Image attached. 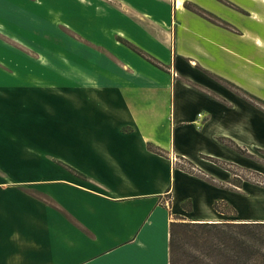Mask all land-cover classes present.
Masks as SVG:
<instances>
[{"label":"crops","instance_id":"0c3cea01","mask_svg":"<svg viewBox=\"0 0 264 264\" xmlns=\"http://www.w3.org/2000/svg\"><path fill=\"white\" fill-rule=\"evenodd\" d=\"M150 4L138 9L153 23ZM180 8L182 23H169L178 78L135 55L55 61L0 38V117L23 112L0 120V264H170L171 222L264 221L254 197L213 182L223 174L211 165L264 149L262 122L259 139L256 124L231 118L233 87L264 96V67L225 40L195 38L215 31ZM120 27L170 63L148 30ZM183 56L205 76L187 74Z\"/></svg>","mask_w":264,"mask_h":264},{"label":"rangeland","instance_id":"374dc122","mask_svg":"<svg viewBox=\"0 0 264 264\" xmlns=\"http://www.w3.org/2000/svg\"><path fill=\"white\" fill-rule=\"evenodd\" d=\"M210 1L214 2L211 6L213 10L205 7L199 0H182L181 7L192 10L193 18L203 21V26L209 25L215 31L207 32L203 27V32H193L195 38L207 41L201 36L205 34L218 42L225 40L241 54L252 58V61L264 67V0ZM138 2L140 4H137ZM149 3L158 9L155 16L151 17L153 23L143 21L139 15L138 6H148ZM176 7H178L177 0H0V30L2 31L0 38L5 37V40L11 46L13 44L19 52L29 54L31 50L34 56L43 54L55 61L61 56L70 60L74 55L79 59L89 57L97 61L105 59L113 61L127 54L139 56L147 61L139 51H145L148 54L151 52L140 43L124 36L128 34L127 32H133L132 29L120 27L124 23L134 24L148 30L147 33L159 38L162 44L170 46L168 53L171 56L170 63H164V56L162 60L157 55H152L163 61L164 66L159 69L161 72L172 74L175 70V78H178V75L184 76V70L177 69L178 64L173 62L172 50L176 51L179 31L177 27L174 29L169 23L173 24L174 19L182 23L186 11ZM220 10H222L221 13L218 12ZM257 40L261 41V45L257 44L260 42ZM183 57L187 74L190 72L198 77L205 76L201 73L202 69H195L192 62L190 69L187 63L191 57ZM181 60L179 59L178 62ZM193 60L197 61L196 58ZM22 68L23 65H17L12 71H21ZM71 70L69 66L64 72L71 73ZM220 89L223 91L222 88ZM232 92L239 93L240 98H236V102L233 103L235 108L231 118L256 124L255 132L257 138L261 139L262 131L258 126L261 122L262 126L264 125L263 94L259 96L251 91L234 87ZM50 102L55 104V100ZM5 115H2L0 120H8L7 118L23 120V112ZM48 115L55 119L56 112L51 109ZM239 152L240 162L237 164L219 161V164L215 166L214 162V164L211 163L216 167L218 174H223L220 180L213 182L239 191L241 197L245 194L254 197L255 213L264 217V149L260 150L256 147L255 150L248 152L247 148L241 146ZM179 164L187 170L198 172L185 160L181 159ZM208 179L212 181L211 177ZM223 208L226 211L228 209L227 206Z\"/></svg>","mask_w":264,"mask_h":264},{"label":"trees","instance_id":"16d2710c","mask_svg":"<svg viewBox=\"0 0 264 264\" xmlns=\"http://www.w3.org/2000/svg\"><path fill=\"white\" fill-rule=\"evenodd\" d=\"M139 53L163 68L158 58ZM169 263L264 264V221L171 222Z\"/></svg>","mask_w":264,"mask_h":264},{"label":"bare ground","instance_id":"6f19581e","mask_svg":"<svg viewBox=\"0 0 264 264\" xmlns=\"http://www.w3.org/2000/svg\"><path fill=\"white\" fill-rule=\"evenodd\" d=\"M182 3H183L182 0H178V2H177V6L180 7V5H181ZM200 116H201V115H200Z\"/></svg>","mask_w":264,"mask_h":264},{"label":"built area","instance_id":"2783aa9c","mask_svg":"<svg viewBox=\"0 0 264 264\" xmlns=\"http://www.w3.org/2000/svg\"><path fill=\"white\" fill-rule=\"evenodd\" d=\"M201 115V114H200Z\"/></svg>","mask_w":264,"mask_h":264}]
</instances>
